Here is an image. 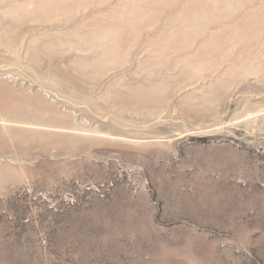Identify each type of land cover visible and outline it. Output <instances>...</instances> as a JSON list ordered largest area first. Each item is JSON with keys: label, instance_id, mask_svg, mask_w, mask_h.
<instances>
[{"label": "rangeland", "instance_id": "374dc122", "mask_svg": "<svg viewBox=\"0 0 264 264\" xmlns=\"http://www.w3.org/2000/svg\"><path fill=\"white\" fill-rule=\"evenodd\" d=\"M0 264H264V0H0Z\"/></svg>", "mask_w": 264, "mask_h": 264}]
</instances>
